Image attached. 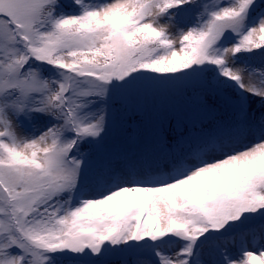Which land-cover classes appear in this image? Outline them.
I'll return each mask as SVG.
<instances>
[{"label": "snow or ice", "instance_id": "1", "mask_svg": "<svg viewBox=\"0 0 264 264\" xmlns=\"http://www.w3.org/2000/svg\"><path fill=\"white\" fill-rule=\"evenodd\" d=\"M0 264H264V0H0Z\"/></svg>", "mask_w": 264, "mask_h": 264}]
</instances>
